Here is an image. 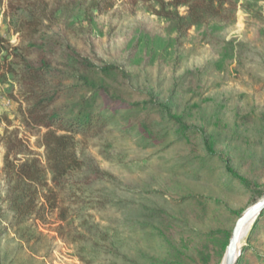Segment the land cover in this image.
<instances>
[{
    "label": "trees",
    "instance_id": "1",
    "mask_svg": "<svg viewBox=\"0 0 264 264\" xmlns=\"http://www.w3.org/2000/svg\"><path fill=\"white\" fill-rule=\"evenodd\" d=\"M88 1L87 6L83 2L78 6L106 14L121 0ZM127 1L171 24L180 39L192 28L201 30L203 40L221 58L217 70L230 79L248 76L253 102H246L247 93L240 95L248 112L235 115L232 129L222 122L217 125L232 141L248 143L237 132L239 127L264 136V114H257L264 103L260 98L264 76L259 74L264 73V50L259 48L264 41V28L260 27L264 17L256 6L243 8L239 0ZM5 3L20 43L14 46L0 35V91L4 86L18 89L7 96L18 105L21 125L43 153L33 151L16 131L5 136L2 159L0 156L4 180L0 191V264H38L39 251L47 242L40 225L51 219L57 223L56 238L75 246L82 264H98L99 259L102 264H222L235 224L229 223L259 202L264 189L228 162L226 173L250 195L238 210L220 198L195 192L182 180L161 182L160 175L154 178L158 188L146 195L147 203L132 208L130 200L119 194L121 178L102 167L89 150L90 141H134L136 151L145 153L161 146L155 152L159 153L176 129V142L194 143L195 150L204 153L189 158L197 166L206 169V164L219 159L222 152L205 136L199 145L197 134H192L183 116L170 111V104L149 96L131 102V97L145 94L122 87V69L83 55L55 32L59 14L72 5L71 0H0V8ZM182 8L185 15L180 13ZM241 8L253 18L250 24L258 31L253 41L237 42L218 35L222 27L236 23ZM207 70L211 68H199L194 76L202 77ZM157 113L174 128L165 131L166 123L156 117ZM205 146L208 150L201 149ZM171 171L181 178L203 180L198 174L191 175L185 163L172 165ZM221 213L228 217V226H208ZM263 221L264 212L254 222L252 232ZM112 227L113 240L107 232ZM116 228L134 238L119 242ZM248 251L252 250L242 249L237 264H255L246 256ZM259 260L264 264L263 256Z\"/></svg>",
    "mask_w": 264,
    "mask_h": 264
},
{
    "label": "rangeland",
    "instance_id": "2",
    "mask_svg": "<svg viewBox=\"0 0 264 264\" xmlns=\"http://www.w3.org/2000/svg\"><path fill=\"white\" fill-rule=\"evenodd\" d=\"M71 1L72 5L62 9L59 14L55 32L77 47L83 55L122 69L125 72V76L119 80L122 87L145 94L131 97V102H140L149 96L161 104H170V111L183 116L187 126L193 129L192 134H197L195 138L199 145L201 138L205 136L210 143H215L216 151L222 152L219 159L206 164V169L199 167L189 158L205 156L204 153L196 151L194 143L189 145L176 142V129L172 130L173 135L164 143V151L159 153L155 152L162 149L161 146L150 148L145 153L136 151L134 141L125 142L114 138L90 141L89 150L102 167L121 178L122 190L119 194L130 200L132 208H142L147 203L146 195L153 188H158L154 178L160 175L161 182L168 179L182 180L195 192L220 198L230 208L238 210L246 205L250 195L239 181L233 180L226 173L228 162L231 166L240 168L242 175L253 184L264 189V136L259 131L246 132L239 127L237 132L245 136L248 143L232 141L229 133L226 134L217 125L222 122L232 129L236 125L235 115H245L248 112V107L240 95L247 93L249 97L246 102H253L252 89L248 87L249 78L233 76L230 79L217 70L215 66L219 65L221 58L203 40L201 30L192 28L184 39H180L171 24L149 14L140 4L134 6L127 0H121L112 11L101 14L96 10L88 11L86 7L78 6L81 2L87 6L88 0ZM239 3L243 8L247 4L256 6L264 17V0H239ZM180 13L185 15V9H180ZM252 19L241 8L237 13L236 23L222 27L217 33L227 40L251 42L258 32L250 24ZM260 27L264 28V21ZM0 35L6 37L14 46L20 43L19 34L9 23L6 3L0 8ZM259 48L264 50V41ZM203 67L211 70L204 72L202 77L198 74L194 76L197 73L194 71ZM259 74L264 76V73ZM17 90L15 87L4 86L0 91L1 159L5 136L14 131L29 143L33 151L43 153L37 147L35 138L21 125L18 105L7 96L8 92ZM260 98L264 102V92ZM257 114H264V103ZM155 115L166 123L165 131L174 128L167 122L166 117H161L160 113ZM201 149L208 150V146ZM182 163L187 165L191 175L198 174L203 180L196 181L175 175L171 166ZM3 187L4 180L0 175V191ZM235 221L229 224H234ZM228 222L226 214L221 213L210 220L208 226L220 228L228 226ZM253 224L254 222L241 239L240 255L244 247H249L252 251H248L246 256L255 264H260L259 256L264 257V221L252 232ZM56 226L54 219L46 225H40V230L47 236V242L39 251L38 264H82L76 247L56 238ZM116 230L119 242L127 243L134 238V235L125 233L122 228ZM107 232L113 240V227L107 229ZM100 253L99 256L104 257ZM98 264H102V259H99Z\"/></svg>",
    "mask_w": 264,
    "mask_h": 264
},
{
    "label": "water",
    "instance_id": "3",
    "mask_svg": "<svg viewBox=\"0 0 264 264\" xmlns=\"http://www.w3.org/2000/svg\"><path fill=\"white\" fill-rule=\"evenodd\" d=\"M264 212V197L248 207L237 219L222 264H237L240 257L241 239L249 226Z\"/></svg>",
    "mask_w": 264,
    "mask_h": 264
},
{
    "label": "bare ground",
    "instance_id": "4",
    "mask_svg": "<svg viewBox=\"0 0 264 264\" xmlns=\"http://www.w3.org/2000/svg\"><path fill=\"white\" fill-rule=\"evenodd\" d=\"M246 232V231H245Z\"/></svg>",
    "mask_w": 264,
    "mask_h": 264
}]
</instances>
